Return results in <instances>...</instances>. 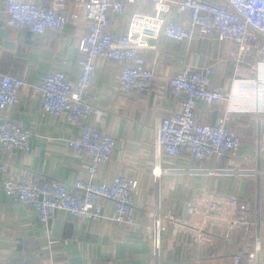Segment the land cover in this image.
Returning a JSON list of instances; mask_svg holds the SVG:
<instances>
[{"label": "crops", "instance_id": "obj_1", "mask_svg": "<svg viewBox=\"0 0 264 264\" xmlns=\"http://www.w3.org/2000/svg\"><path fill=\"white\" fill-rule=\"evenodd\" d=\"M137 7L153 11L149 1L135 4L125 16L113 17L112 30L125 31L131 12ZM4 8L5 0H1L0 71L26 80H34L52 69L65 71L71 80L79 77L78 44L83 28L69 23L61 33L48 31L34 36L28 30L7 26ZM175 18L180 15L175 14ZM151 42L155 48L144 52L156 72L150 90L142 95L119 90L120 64L102 59L98 61L88 95L102 111L99 119L92 115L89 122L94 121L116 142L110 162L99 168L97 178L109 180L114 174L123 173L137 179L139 225L117 227L108 219L78 222L65 214L43 223L34 209L11 201L2 187L0 174V264L24 260L31 264H246L243 253L248 254L255 246L260 248L257 264H264V179L260 181L259 174L246 171L255 167L257 161L251 164L238 159L231 163L225 157L200 162L188 157L170 159L155 144L160 118L179 109L169 83L173 73L186 64L214 63L217 73L213 86L226 92L234 76L254 74L260 53L249 52L236 71L233 57L237 48L231 41L193 38L175 42L160 36ZM244 114L252 113L232 115L230 125L242 135V151H256L258 116ZM0 116L11 118L28 130L34 148L33 153H25L18 149L5 151L0 145V163L7 166L11 178L40 172L44 178L73 188L75 180L85 176L88 158L74 154L68 142L78 136L80 123L69 122L65 114L60 117L42 114L41 100L29 88L23 90L17 103L0 111ZM196 116L201 122L215 124L221 111L201 104ZM205 194L216 199L235 197L240 204L248 205L237 212L239 219L248 223L247 228L203 220L206 201H199ZM254 195L259 197L256 199L258 224L260 214L263 218L257 245L251 239L250 224L253 218L250 201ZM212 202L220 201L208 200V204ZM101 203L106 213L114 208L109 199ZM155 208H160L164 228L159 259L152 255L153 219L146 220ZM207 213L215 214V211Z\"/></svg>", "mask_w": 264, "mask_h": 264}, {"label": "built area", "instance_id": "obj_2", "mask_svg": "<svg viewBox=\"0 0 264 264\" xmlns=\"http://www.w3.org/2000/svg\"><path fill=\"white\" fill-rule=\"evenodd\" d=\"M145 1L153 4L152 12L137 7L131 12L125 31L117 33L112 30L113 17L125 16L131 6ZM3 11L7 26L28 30L34 36L48 31L61 33L69 23L83 28L77 58L80 74L76 80L69 79L66 72L60 69L41 73L34 80L0 71V111L17 103L23 90L29 88L40 98L42 114L56 117L65 114L69 122L80 123L78 136L68 142L74 154L88 158L89 162L85 176L77 178L73 188L44 178L40 172L20 179L11 178L7 166L0 163L2 187L7 196L16 205L34 209L41 222L46 223L58 214H65L78 222L108 219L117 227L139 225L137 179L123 173L114 174L109 180L97 178L99 168L110 162L116 142L94 121L89 122L92 115L95 120L99 119L102 111L88 95L98 61L102 59L120 64L117 75L119 90L138 95L150 90L156 72L153 62L144 52L155 48L151 40L160 36L175 42L193 38L231 41L237 48L233 57L236 71L249 52L260 53L254 64L255 74L234 76L226 92L213 86L217 73L214 63L186 64L173 73L169 83L179 109L160 118L155 144L170 159L188 157L193 162H200L225 157L235 163L238 159L245 160V156L242 152V135L230 125L232 115L261 114L255 136L257 165L246 171L257 176L261 172L259 180L264 179V0H5ZM175 14L180 18H175ZM253 87L262 94L256 95ZM236 89L241 91L234 103ZM201 104L214 106L221 111L215 124L197 119L196 113ZM0 145L5 151L18 149L25 153L34 152L30 132L11 118L2 116ZM103 199L114 203L109 213L104 211ZM209 199L220 202L208 204ZM204 201L203 220L248 225L246 220H240L237 216V212L245 207L237 198L222 196L216 199L213 195L205 194L199 203ZM208 210L215 211V214L207 213ZM157 212L158 218L153 216ZM148 219H153L150 231L156 244L154 257L159 259L164 230L160 208H155ZM259 249L255 246L248 254L243 253L249 264L258 263ZM15 264L31 262L24 260Z\"/></svg>", "mask_w": 264, "mask_h": 264}, {"label": "rangeland", "instance_id": "obj_3", "mask_svg": "<svg viewBox=\"0 0 264 264\" xmlns=\"http://www.w3.org/2000/svg\"><path fill=\"white\" fill-rule=\"evenodd\" d=\"M255 72H254V74H255ZM244 115L249 116V117H252V118L253 117H257V116L258 117L261 116V114H255V113H252V114H244ZM253 124H254V122H253ZM242 152H243V156H245V160L248 163H251V164L254 163V161H255V153H256L255 150L242 151ZM256 199L258 200L259 197H255V195H254V198L251 199V201H250L251 202V209L253 208L252 209V213H253V216L252 217L253 218H252V223H250L251 224V230H252V233H251V236L252 237H251V239L253 240V244H255V245H257V240L260 239V234H259V229L258 228H260L261 224L263 223V221H262L263 218H262V215L260 214V224H258V217H257V215H258V209L256 208ZM245 227L247 228V224L243 226V228H245ZM151 246H152V249H153L152 255H154V252H155V249H156V244H153L152 243ZM161 250H160V252H161ZM245 259H246V264H249L248 261H247V257Z\"/></svg>", "mask_w": 264, "mask_h": 264}, {"label": "bare ground", "instance_id": "obj_4", "mask_svg": "<svg viewBox=\"0 0 264 264\" xmlns=\"http://www.w3.org/2000/svg\"><path fill=\"white\" fill-rule=\"evenodd\" d=\"M253 92H255L256 91V95L257 94H259V95H261L262 94V92L261 91H258V89L256 88V87H253ZM240 91H241V89H236V91L234 92V94H233V101H234V103H236V101L238 100V97H240ZM258 95V96H259ZM253 96H254V93H253ZM257 96V97H258ZM257 99V98H256ZM261 172H258V174H259V177H260V174ZM153 216L154 217H156V218H158V212L156 213V214H153ZM155 220V219H154ZM157 222V221H156Z\"/></svg>", "mask_w": 264, "mask_h": 264}, {"label": "water", "instance_id": "obj_5", "mask_svg": "<svg viewBox=\"0 0 264 264\" xmlns=\"http://www.w3.org/2000/svg\"><path fill=\"white\" fill-rule=\"evenodd\" d=\"M258 214H259V212H258ZM167 264V263H166Z\"/></svg>", "mask_w": 264, "mask_h": 264}]
</instances>
